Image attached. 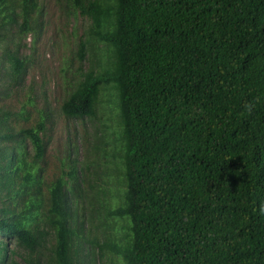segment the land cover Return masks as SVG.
Returning <instances> with one entry per match:
<instances>
[{
    "label": "trees",
    "instance_id": "1",
    "mask_svg": "<svg viewBox=\"0 0 264 264\" xmlns=\"http://www.w3.org/2000/svg\"><path fill=\"white\" fill-rule=\"evenodd\" d=\"M71 2L112 48L109 68H79L62 110L94 115L99 84L115 87L124 188L112 213L130 222L124 264H264V0ZM24 8L23 30L35 20ZM77 54L85 59L84 41ZM40 126L27 130L39 157ZM7 182L0 166V195ZM68 198L56 181L44 213L53 264H80ZM14 238L43 247L0 217V244Z\"/></svg>",
    "mask_w": 264,
    "mask_h": 264
},
{
    "label": "rangeland",
    "instance_id": "2",
    "mask_svg": "<svg viewBox=\"0 0 264 264\" xmlns=\"http://www.w3.org/2000/svg\"><path fill=\"white\" fill-rule=\"evenodd\" d=\"M24 4L33 7L35 20L31 12L23 30ZM80 41L83 61L77 54ZM16 58L25 63L18 72L11 67ZM112 61V48L93 34L71 0H0V136L9 133L0 140V166L8 176L0 217L43 244L29 247L11 239L0 244V263L10 255L21 264L33 257L39 264H53L55 230L44 213L51 188L62 181L69 191L79 263L124 264L120 254L128 244L130 222L112 213L123 205L124 188L115 87L99 84L94 115L62 110L79 68L101 71ZM38 126L44 144L40 157L27 131Z\"/></svg>",
    "mask_w": 264,
    "mask_h": 264
}]
</instances>
